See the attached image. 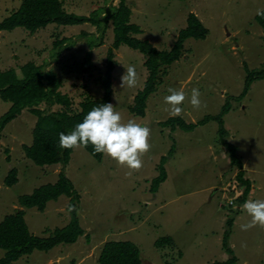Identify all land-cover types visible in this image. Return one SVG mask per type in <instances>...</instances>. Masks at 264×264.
<instances>
[{
  "label": "rangeland",
  "instance_id": "374dc122",
  "mask_svg": "<svg viewBox=\"0 0 264 264\" xmlns=\"http://www.w3.org/2000/svg\"><path fill=\"white\" fill-rule=\"evenodd\" d=\"M119 0H108L117 5ZM131 10L130 23L141 32L134 36L148 40L160 51L171 49L178 32L186 26L189 12L207 28L204 39L188 38L183 42L179 58L169 65L159 66L155 90L146 100L144 115L130 111L133 97L143 88L148 71L144 55L125 44L114 49L110 103L124 121L134 119L150 128V150L142 157L139 171L126 175L127 168L102 155L97 161L83 147L73 149L66 167H40L25 158L23 144L32 141V129L37 117L23 109L0 131V221L22 207L19 195L57 179L58 172L72 181L80 194L78 202L61 195L46 204L43 211L27 208L26 225L33 234L46 237L53 229L70 221L67 206H75L80 228L85 233L71 244L60 243L49 251L34 250L12 264H99L97 259L104 242L130 240L140 249L142 264H208L231 257L222 246L226 220L233 218L228 243L237 258L235 264H264V227L242 231L240 225L250 217L243 209L249 199H264V78L252 82L239 98L249 69L264 67V31L255 15L264 7V0H124ZM22 0H0V20L15 11ZM69 12L89 14L106 0H62ZM109 24L99 46L88 44L87 34H96L90 24L60 26L48 24L29 33L17 27L0 31V70L19 67L29 61L37 65L49 62L46 70L60 81L58 90L73 99V107L88 98L103 94L100 78L106 70L107 49L112 43ZM75 39L74 45L52 60L54 40ZM93 68L84 72L86 52ZM129 65L135 66L137 85L121 87V76ZM168 88L182 90L190 97L191 90L200 91L201 107L193 108L186 98L179 116L186 123H195L205 115L221 112L225 101L231 104L223 115L227 134L222 142L218 123L209 120L195 124L186 131L177 121L168 120L169 107L164 97ZM0 100V115L9 107ZM57 106V105H56ZM52 106V109L56 107ZM43 103L40 109H44ZM45 113V112H44ZM171 121V122H170ZM174 126V127H173ZM174 128L173 131L171 129ZM227 142L235 147L250 182L240 212L228 204L241 194L243 185L236 179L238 167L230 159ZM162 172L167 176L152 193L151 179L162 155L168 154ZM145 159V160H143ZM17 169V182L4 184V177ZM237 208V207H236ZM171 237L174 245L158 248L159 237ZM181 251V257L177 252ZM4 251L0 249V257ZM174 258V261H172Z\"/></svg>",
  "mask_w": 264,
  "mask_h": 264
},
{
  "label": "trees",
  "instance_id": "16d2710c",
  "mask_svg": "<svg viewBox=\"0 0 264 264\" xmlns=\"http://www.w3.org/2000/svg\"><path fill=\"white\" fill-rule=\"evenodd\" d=\"M104 6H97L92 9L89 14H80L67 11L62 0H22L19 7L6 17L0 20V31H13L20 27L29 33L45 28L48 24H56L60 26L90 24L96 28V34H87L88 44L91 46H99L103 42V38L108 29L109 24L112 26L113 33L112 43L107 49L106 70L100 78L103 94L100 98H86L78 103V107H73V99L66 93L58 90L60 85L59 79L46 70L49 62L37 65L32 61L26 62L19 67V71L14 68L0 70V100L8 102V109L0 115V131L16 118L23 109L36 115L37 120L32 129V141L30 144H23L24 157L32 161L35 165L44 167L49 165H62L66 167L70 161L73 149H61L59 147V133H68L73 130L74 126L82 122L83 117L94 106L104 103H110L112 96V70L114 69V53L121 44H125L135 50L141 52L144 57V66L148 71L147 78L143 88L139 90L130 107L131 112L137 115H143L146 107V100L150 93L155 90L158 78L159 66L161 64L169 65L176 61L181 54L183 42L188 38L204 39L208 33L207 28L197 18L195 13L189 12L186 18V26L177 34V37L171 47L167 51H160L154 47L148 40L140 39L135 33H140V28L130 23L131 10L124 0H119L117 5L109 3ZM264 13V7L260 11ZM256 22L264 31V14L255 15ZM134 34V35H133ZM75 39L70 37H61L53 42L52 60H57L63 50L70 49ZM91 51L88 50L85 56L86 65L84 72H88L93 68L89 58ZM47 65V66H46ZM246 76L244 85L239 98L244 97L252 82L264 78V67L261 69H249L245 66ZM45 105L44 109H40V105ZM56 106L52 109V106ZM231 108L229 101H225L221 112L216 115H205L202 119L193 123H186L180 117H169V120L177 121L178 126L186 131L193 130L195 124H204L209 120H215L218 123L217 135L223 141L227 134L223 125V115ZM45 112V113H44ZM171 122V121H170ZM174 127V126H173ZM174 128L171 129L173 131ZM229 150L230 159L238 167L236 179L240 185H243L242 194L235 200L241 204L245 201L250 190V182L244 178V170L241 161L235 155V147L225 142ZM97 161H100L102 154L93 153L91 145L83 147ZM174 150V145L168 150L167 156H163L160 165L162 172V164L166 157H169ZM65 169L58 172L57 179L54 182L41 184L30 193L18 196L17 202L22 207L10 214H6L0 221V249L4 251L0 257V264H11L20 256L30 254L34 250L49 251L56 245L71 244L77 241L85 231L80 228V222L75 214L71 212L70 221L65 225L53 229L46 237L38 236L29 231L24 220L25 209L36 208L43 211L46 204L51 200H56L59 196L65 195L70 197V202H78L80 194L75 189L72 181L64 173ZM163 173L153 178L151 182V190L155 191L158 184L165 179ZM17 182V169L12 168L4 177V184L12 186ZM237 212L240 210L236 209ZM233 218L226 220L229 228L224 232L222 239L223 249L231 254V257L223 262H211L208 264H235L237 258L233 255V251L228 243L230 226ZM154 245L158 248L174 245L171 237H159ZM181 257V251L177 252ZM174 261V258H172ZM99 264H142L139 247L130 240L104 242L99 256ZM167 264H171L165 261Z\"/></svg>",
  "mask_w": 264,
  "mask_h": 264
},
{
  "label": "clouds",
  "instance_id": "9594fccd",
  "mask_svg": "<svg viewBox=\"0 0 264 264\" xmlns=\"http://www.w3.org/2000/svg\"><path fill=\"white\" fill-rule=\"evenodd\" d=\"M257 14L264 13L258 10ZM125 69V73L121 76V87H135L137 85L135 66L129 65ZM168 92L169 95H166L163 99L165 104L169 106L166 111L171 117L179 116L182 113L181 105L186 98L193 108L199 109L201 107V94L197 88L191 90L190 97L182 90L168 88ZM150 133L149 127L142 126L134 119L124 121L120 112L114 109L113 104L104 103L92 107L83 117L82 122L77 123L70 132H60L59 147L61 149H75L91 145L94 154L100 153L112 158L118 165L129 170L126 175H131L133 171H139L143 166L142 157L151 148L149 143ZM160 162L157 167L160 166ZM149 190L153 193L151 188ZM240 195L237 197H240ZM228 204L234 209L240 210L239 208H241V205L236 200L234 202L233 199H229ZM243 209L250 219L247 223L240 225L242 231H247L256 226L264 227V199L246 200ZM74 210V205L69 204L67 206L68 213Z\"/></svg>",
  "mask_w": 264,
  "mask_h": 264
},
{
  "label": "crops",
  "instance_id": "0c3cea01",
  "mask_svg": "<svg viewBox=\"0 0 264 264\" xmlns=\"http://www.w3.org/2000/svg\"><path fill=\"white\" fill-rule=\"evenodd\" d=\"M162 157H163V156H161L160 161L162 160ZM169 157H171V156H169ZM143 160H145V159H143ZM166 162H167V160H164V163L162 164V169H167V166L165 167ZM160 165H161V163H160ZM156 169L158 170L157 175L159 176V175H160V174H159L160 166H159V167H156ZM157 175H156V176H157ZM166 178H167V176L165 177L164 180H166ZM164 180H163V181H164ZM163 181H161L160 184H161ZM156 190H157V189H156ZM156 190H155V191H156ZM155 191H153V193H155Z\"/></svg>",
  "mask_w": 264,
  "mask_h": 264
}]
</instances>
